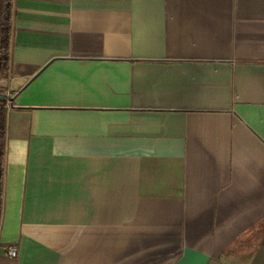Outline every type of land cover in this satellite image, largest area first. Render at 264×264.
Here are the masks:
<instances>
[{
    "label": "crops",
    "instance_id": "0c3cea01",
    "mask_svg": "<svg viewBox=\"0 0 264 264\" xmlns=\"http://www.w3.org/2000/svg\"><path fill=\"white\" fill-rule=\"evenodd\" d=\"M0 94V264H264V0H12Z\"/></svg>",
    "mask_w": 264,
    "mask_h": 264
},
{
    "label": "trees",
    "instance_id": "16d2710c",
    "mask_svg": "<svg viewBox=\"0 0 264 264\" xmlns=\"http://www.w3.org/2000/svg\"><path fill=\"white\" fill-rule=\"evenodd\" d=\"M12 0H0V78L8 72L10 57V21ZM6 131V102L0 101V213L2 202L3 142Z\"/></svg>",
    "mask_w": 264,
    "mask_h": 264
},
{
    "label": "built area",
    "instance_id": "2783aa9c",
    "mask_svg": "<svg viewBox=\"0 0 264 264\" xmlns=\"http://www.w3.org/2000/svg\"><path fill=\"white\" fill-rule=\"evenodd\" d=\"M3 254L7 259L15 260L18 257V246L16 244L6 246Z\"/></svg>",
    "mask_w": 264,
    "mask_h": 264
},
{
    "label": "water",
    "instance_id": "95a60500",
    "mask_svg": "<svg viewBox=\"0 0 264 264\" xmlns=\"http://www.w3.org/2000/svg\"><path fill=\"white\" fill-rule=\"evenodd\" d=\"M0 101L1 102H5L6 101V98L3 94H0Z\"/></svg>",
    "mask_w": 264,
    "mask_h": 264
}]
</instances>
